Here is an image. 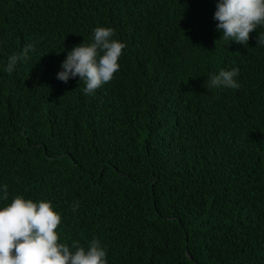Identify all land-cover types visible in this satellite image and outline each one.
<instances>
[{
    "label": "trees",
    "instance_id": "1",
    "mask_svg": "<svg viewBox=\"0 0 264 264\" xmlns=\"http://www.w3.org/2000/svg\"><path fill=\"white\" fill-rule=\"evenodd\" d=\"M214 11L215 0H0V205L50 200L60 241L99 239L108 264H264V26L228 41ZM97 26L126 48L85 94L57 72ZM233 66L238 89L210 86Z\"/></svg>",
    "mask_w": 264,
    "mask_h": 264
},
{
    "label": "clouds",
    "instance_id": "2",
    "mask_svg": "<svg viewBox=\"0 0 264 264\" xmlns=\"http://www.w3.org/2000/svg\"><path fill=\"white\" fill-rule=\"evenodd\" d=\"M213 19L216 30L226 40L246 44L250 32L264 26V0H215ZM114 35L111 27H95L90 42L67 51L57 78L67 83L79 76L85 84L84 93L94 94L120 69L119 59L126 43ZM257 43L264 44V39ZM32 50L29 44L21 54L9 56L3 71L11 73ZM239 72L236 66L221 68L211 75L210 86L238 89ZM8 198V185L0 183V201ZM60 224L61 213L54 210L50 200L34 201L16 195L0 205V264H108L106 246L99 239L93 238L87 247L79 242H61L57 231Z\"/></svg>",
    "mask_w": 264,
    "mask_h": 264
}]
</instances>
